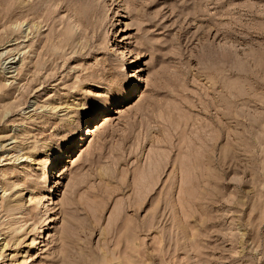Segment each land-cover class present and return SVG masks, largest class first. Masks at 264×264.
Wrapping results in <instances>:
<instances>
[{
  "label": "rangeland",
  "instance_id": "obj_1",
  "mask_svg": "<svg viewBox=\"0 0 264 264\" xmlns=\"http://www.w3.org/2000/svg\"><path fill=\"white\" fill-rule=\"evenodd\" d=\"M0 43V264H264V0H0Z\"/></svg>",
  "mask_w": 264,
  "mask_h": 264
},
{
  "label": "bare ground",
  "instance_id": "obj_2",
  "mask_svg": "<svg viewBox=\"0 0 264 264\" xmlns=\"http://www.w3.org/2000/svg\"><path fill=\"white\" fill-rule=\"evenodd\" d=\"M21 36V35H20ZM12 41H14V39L12 38V39H9V38H7L6 40H4V42H3V44H7V43H9V42H12ZM2 43H0V45H1ZM132 89H131V93H132ZM112 111V110H111ZM117 111V110H116ZM118 112V111H117ZM120 112V111H119ZM106 118V117H105ZM103 121H105V120H103ZM105 122H107V121H105ZM88 129H89V127H88ZM88 132V131H87ZM91 132V131H90ZM147 223V222H146ZM150 226V225H149Z\"/></svg>",
  "mask_w": 264,
  "mask_h": 264
}]
</instances>
